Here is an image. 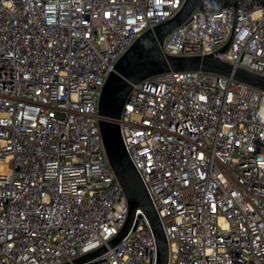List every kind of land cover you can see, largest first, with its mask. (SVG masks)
<instances>
[{"label":"built area","instance_id":"built-area-1","mask_svg":"<svg viewBox=\"0 0 264 264\" xmlns=\"http://www.w3.org/2000/svg\"><path fill=\"white\" fill-rule=\"evenodd\" d=\"M184 2L0 0V264H62L121 230L128 200L99 98L116 61ZM163 50L264 76V0H202ZM120 125L169 264H264L263 89L203 70L151 75ZM102 257L87 264H156L147 218Z\"/></svg>","mask_w":264,"mask_h":264},{"label":"water","instance_id":"water-1","mask_svg":"<svg viewBox=\"0 0 264 264\" xmlns=\"http://www.w3.org/2000/svg\"><path fill=\"white\" fill-rule=\"evenodd\" d=\"M201 1L185 0L176 14L145 30L114 64L99 98V126L109 162L128 200L127 219L121 230L106 244L62 264H87L93 259H102L110 247L116 246L136 227L138 219L143 215L155 236L156 264H169L170 250L166 233L147 188L125 147L121 133L120 119L133 84L159 73L203 70L232 75L239 81L264 90V76L236 67L213 54L170 55L164 52L163 41L166 35L187 22Z\"/></svg>","mask_w":264,"mask_h":264}]
</instances>
